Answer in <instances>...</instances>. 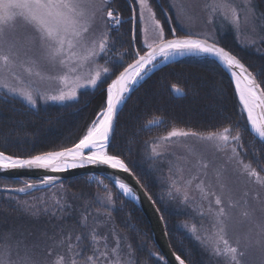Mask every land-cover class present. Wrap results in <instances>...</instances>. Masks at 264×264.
<instances>
[{
    "label": "snow or ice",
    "instance_id": "6c2138e0",
    "mask_svg": "<svg viewBox=\"0 0 264 264\" xmlns=\"http://www.w3.org/2000/svg\"><path fill=\"white\" fill-rule=\"evenodd\" d=\"M113 0H0V88L5 90V96L11 94L19 96L32 108L37 106L39 100L45 102L65 103L78 100V91L84 88L96 89L107 84L101 106L95 114L85 134L72 146H61L58 150L43 151L39 154L27 157L13 156L0 151V171L15 169H44L52 173L66 171L70 168L84 167L86 165L104 166L116 171L132 174L129 164L118 152L110 151L115 133V121L120 110V105L127 102L135 85L143 80L148 72L155 69L158 63L175 60L177 56L201 55L214 57L219 64L231 74L234 82V91L238 94L239 102L246 113V123L257 136L264 141V80H258L256 75L241 62L230 50L220 46L212 32H192L185 28L183 37L178 35L179 29L171 27L166 29L162 25L158 14L171 10L174 15L171 18L174 23L185 27V20H192L187 12V6L178 3L177 0H131V12L129 17L139 26L140 46L130 49L129 55L133 62L124 65L123 57L119 63H114L112 69L109 67L94 68L97 58L106 56L114 48L111 40V32L122 24L121 15L112 7ZM167 5V9L162 7ZM240 5L235 0H211L206 3L205 8L211 13H222L225 19L230 17L232 25L237 28L240 25L241 17L237 14ZM155 9V10H154ZM194 15V14H193ZM19 18V19H18ZM206 23H213L209 19ZM23 28V39H17V28ZM264 43V37L260 39ZM255 44L256 41H250ZM111 58L106 59V63ZM31 62L33 65L59 76H49V79H59L63 84L68 85L67 90H60L56 94H44L39 87V80L44 76L40 71L34 75L39 80L30 79V87L13 86L7 82L5 71L12 66ZM123 70H120V69ZM29 74L32 70L28 69ZM103 74V75H102ZM115 76L108 83V79ZM69 79L72 83L69 85ZM174 91L179 92L178 89ZM228 121V117H224ZM227 124L213 125V130L206 136L198 135L196 132L172 131L169 137L193 136L207 144H211L217 151H224L231 147L232 155L229 160L236 159L245 172L256 176L258 173L250 171V165L237 159L241 155L237 151L241 145V136L237 132L238 127ZM55 147V146H54ZM153 156L158 155L155 148ZM195 154V149H193ZM204 169H208L205 164ZM173 175L164 179L169 195L180 193L177 187V179ZM58 178L56 176H45L38 184L25 182L20 188H0V191L19 194H28L33 190L41 188L56 187ZM99 183L107 192L108 186ZM139 183V181H137ZM125 197L137 199L136 190L122 179H116L114 185ZM143 187V185H141ZM151 199V197H149ZM185 199L187 196L185 195ZM203 199L208 201V211L213 212V203L219 209L215 212L218 231L214 236L209 237L212 254L216 257H226L224 264H248L247 248L250 246L247 237L232 240L228 235L227 214L222 206L224 201L215 191H208L203 194ZM108 204H112L111 194L108 195ZM163 202V197H160ZM41 200V204H43ZM155 203V202H154ZM90 207L85 208L84 220L77 221L82 231L75 234L74 230H66L64 224H52L51 241L57 248H63L65 253H71L83 259L84 264H120L117 248L120 241H116L117 247L109 250L108 235L115 234L107 223V233L98 231L100 227L97 217L101 215L97 209L96 215L92 216V223H87ZM72 209L71 204H65L63 197L55 199L53 203L45 206L42 210L50 214L53 219L57 218V212L63 214ZM41 209L32 206L31 215H36ZM160 209H157L159 211ZM108 218L112 213L104 209ZM163 218V217H162ZM198 242L201 237L196 234V229H190ZM30 235H32L30 233ZM89 235L91 239H89ZM98 237L104 240V251L95 245L100 243ZM49 239L48 230L45 229L41 236L28 241L17 240V246H23L25 255L19 258L18 262L9 259V247L7 244L0 248V264H76L61 254L56 260H52L50 251L43 254L36 251L40 244L47 246ZM264 248V245H262ZM91 250V255H86ZM156 255L161 261L164 257ZM179 264H185V260L179 255L176 256ZM264 264V261L261 262Z\"/></svg>",
    "mask_w": 264,
    "mask_h": 264
},
{
    "label": "trees",
    "instance_id": "16d2710c",
    "mask_svg": "<svg viewBox=\"0 0 264 264\" xmlns=\"http://www.w3.org/2000/svg\"><path fill=\"white\" fill-rule=\"evenodd\" d=\"M253 4L260 24L258 30L264 37V0H253ZM112 7L121 15L123 22L111 32L113 50L102 56L105 67L110 70L114 63L120 62L121 57L125 66L131 63L133 60L126 53L134 48L128 3L126 0H113ZM162 7L167 9L166 4H162ZM173 15L171 10L158 14L166 29H179L171 19ZM136 26L135 47H139L140 31L139 26ZM177 34L183 35L180 29ZM219 38V45L236 55L258 80H264V43L243 47L229 31ZM109 57L111 59L106 63ZM114 77L111 76L107 82ZM106 87L107 84H103L96 89H80L77 101L50 103L35 108L18 97L0 93V151L27 157L43 151L58 150L61 146H72L85 134L99 110ZM225 116L228 121H224ZM227 123H238L234 133L238 132L241 136V155L260 173H264V144L249 131L230 76L218 62L206 56L183 57L156 69L134 89L116 121L109 150L122 155L155 201L164 219L173 251L187 264H205V259L203 262L199 248L173 223L169 210L158 199L161 187L148 168L147 143L172 130L208 134L216 130L213 125ZM99 181L108 186L107 192ZM24 182L0 177V187H15ZM56 189L58 198L62 196L65 204L72 205V209L63 214L62 221L59 212L57 218L53 219L42 210L53 203L49 200L41 204V200L48 198L44 193ZM109 194L112 197L111 207H104L100 200ZM34 201L39 202L36 207L41 210L33 216L30 214V205ZM87 206H91L90 213H86V222L89 224L97 209L105 216V208L112 213L108 222L115 230L121 251L129 264H168L165 259L161 261L156 255H150L161 253L154 244L151 227L142 212L118 193L109 181L93 175L70 178L56 184L54 188L24 197L0 192V247L11 237L16 240L34 238L41 236L45 229L51 237L52 224L61 222L67 230L72 228L75 232V229H80L77 221L84 220L82 213Z\"/></svg>",
    "mask_w": 264,
    "mask_h": 264
},
{
    "label": "rangeland",
    "instance_id": "374dc122",
    "mask_svg": "<svg viewBox=\"0 0 264 264\" xmlns=\"http://www.w3.org/2000/svg\"><path fill=\"white\" fill-rule=\"evenodd\" d=\"M177 2L185 4L187 6L186 10L188 14L190 16H193L192 20L184 21L185 27L183 28L180 26V24L176 23L182 33H184L185 28L190 29L192 32L210 31L215 36L216 40L219 41V36L223 35L224 32L229 31L234 34L236 42H238L239 45L243 47L248 45H258V42H260V39L263 37V35H261L260 31L258 30V28L260 29V24L256 17V9L255 5L253 4V0H235V3L237 5H240V7L237 8V14L241 17L240 25L238 28L235 25H232L230 17L228 19H225L222 13H211L205 8V4L211 3V0H177ZM209 19L213 20V23H206V21H208ZM136 29V23L132 21L131 36L133 47H135ZM23 34L24 29L18 27L17 39H23ZM180 36L183 37V35ZM253 40L256 41L255 44L250 43V41ZM253 47L256 48V46ZM196 56L203 57L201 55ZM169 62H166L165 64ZM93 67H105L102 56L97 58L96 65H94ZM28 69L32 70L31 75L29 74ZM36 71H40L42 73V75L44 76L43 80H39V78L34 75ZM61 74L62 73L59 72L53 74L40 66L33 65L31 62L24 63L22 66L20 64H16L12 66L10 70L5 71L4 73V75L7 77V82L13 86H22L28 88L30 87V85L27 83L28 80H39L40 90L45 95L56 94L60 90H67L68 85L63 84L59 79L48 78L49 76H59ZM110 82L111 80L109 81V83ZM71 83L72 80L69 79L68 84L70 85ZM0 93L5 94V90L0 88ZM16 97L24 102V100L19 96ZM69 102L72 101H68L65 103ZM50 103L61 104L57 102H45L44 100H39L37 106H46ZM244 115L246 118L245 112ZM172 131H169L162 137L156 138L153 141L151 140L147 143V159L149 160L148 168L155 177L154 179L157 180L161 187V192H159L158 199L160 200V197H163L162 205H164L169 210V214H171L170 217L173 219V223L177 225L191 240H193V243H195V245L199 248V252L201 254L203 262L205 259V264H224L226 257L214 256L211 251L212 245L208 241V238L214 236V234L218 231L215 212L219 209L213 203V212L210 213L208 211V201L203 199V194L208 191H215L216 194L220 195L224 201L222 206L224 207L227 214L229 237H231L232 240L247 237L250 243V246L247 248L246 257V259L248 260V264H261V262L264 261V248H262V245H264V173H260L257 169H255L249 162L244 160V157L242 155L237 157V159L242 160L245 164H249L250 171H255L256 173H258V175L252 176L249 174V172H245L244 169L237 164L236 159L229 160L228 157L232 155L231 147H233L234 145H229L228 149L224 151H217L213 145L207 144L193 136L169 137V133ZM198 135L206 136L207 134ZM153 148H155L158 155L153 156ZM193 149H195V154L193 153ZM237 151L241 153V147H238ZM205 164L208 165L207 170H205L203 167ZM173 173H175L173 178L177 179L178 181L176 186L179 187L181 191L178 194L174 193V195L170 196L168 193L167 185H165L163 181L165 178L173 175ZM88 175L99 176L96 174ZM18 180H25V182L29 183H32L34 181L26 178ZM109 182L113 185L111 181ZM24 183L15 187L23 186ZM48 189L49 188H45L28 193L26 195L19 196L24 197L29 194ZM115 190L117 189L115 188ZM117 192L120 193L118 190ZM146 192L148 193L147 190ZM58 193V189L50 190L49 192L44 193L48 196L49 199L45 198L43 201L46 203L49 202V200L53 202L54 194L55 199H59ZM185 195L187 196V199H185ZM107 198L108 196L103 197L100 200V203L104 207H111V205L108 204ZM32 203L33 204L30 205V209L32 208V206H36L37 204H39L38 201H34ZM97 221L100 225L98 231L107 233L108 228L105 227V224L107 223V225L110 226L108 222V216H105L101 213V215L97 217ZM64 228L66 229V227ZM192 228L196 229L195 235H199L201 237V242H198L195 239V236L191 233L190 229ZM68 230H72V228ZM81 231V228L75 229V234H79ZM11 238L12 239L10 240H6L0 248H3L5 244H7L9 247L10 261L18 262L19 258L24 257L25 249L23 246H17V238ZM35 238L36 237H28L27 240L31 241ZM89 239H91L90 235ZM98 239L100 240V243L95 246L99 247L101 251H104V240L100 237H98ZM18 240H22V238ZM116 241H120L117 235H108L109 250L117 247ZM46 250L51 252V256L49 258L52 260H56L59 255L63 254L70 259H74L76 261V264H84V261L81 257L75 256L71 253H65V250L63 248H57L53 246L50 237L48 239L47 246L44 243H41L40 248L36 251L40 252V254H43ZM122 253L123 251H121V248L119 246V248H117V253L114 254L113 258L115 259V256L118 255L120 264H129V262L125 259L124 253ZM91 254V250H89L86 255Z\"/></svg>",
    "mask_w": 264,
    "mask_h": 264
},
{
    "label": "water",
    "instance_id": "95a60500",
    "mask_svg": "<svg viewBox=\"0 0 264 264\" xmlns=\"http://www.w3.org/2000/svg\"><path fill=\"white\" fill-rule=\"evenodd\" d=\"M127 3L129 4L130 8H132L130 0H127ZM210 58L216 60L214 57H210ZM169 61H172V60H169ZM169 61H166V62H169ZM166 62L159 63L156 68L162 66ZM221 67H223V65H221ZM155 69L148 72L145 77H147ZM223 69L225 71H227V69H225L224 67H223ZM227 73H228V71H227ZM141 81L142 80H140L135 85L134 89L139 85V83ZM124 104L120 105V110L122 109ZM120 110H119V112H120ZM115 124H116V121H115ZM262 142L264 143V141H262ZM88 174H96V175H99L103 178H106L107 180L111 181L113 183V185H115L116 179H122L123 181L128 183L130 186H132L136 190L138 198L132 199L131 197H125V196L124 197L127 200H130L131 202H133V204H135L140 209V211L145 215V217L149 221L154 242H155L157 248L159 249L160 253L162 254V256L168 262V264H179V262L176 260V256L178 254H176L173 251V249L169 243L165 224L163 222L160 211H157L158 208H157L156 204L154 203L152 198L149 199L150 195L146 192V190L143 187H141L140 182L137 183L138 180L134 176L133 173L132 174L124 173V172L116 171V170H113V169H110V168H107L104 166H94V165H86L84 167L70 168V169H67L66 171H62V172H58V173H52V172L44 170V169H15V170H9V171H0V177L16 179V180L26 178V179L34 180L32 183H37V184L45 176H48V175L56 176L58 178V180H57V184H58V183L63 182L64 180H67L69 178L78 177V176H82V175H88ZM23 186L9 187V188H20ZM0 188H8V187H0ZM41 189H45V188H41ZM41 189H39V190H41ZM34 191H37V190H33L31 192H34ZM0 192H3V191H0ZM4 193H7V192H4ZM17 195H26V194L25 193H19ZM185 264H187V263L185 262Z\"/></svg>",
    "mask_w": 264,
    "mask_h": 264
},
{
    "label": "bare ground",
    "instance_id": "6f19581e",
    "mask_svg": "<svg viewBox=\"0 0 264 264\" xmlns=\"http://www.w3.org/2000/svg\"><path fill=\"white\" fill-rule=\"evenodd\" d=\"M196 56V55H195ZM184 57V56H183ZM183 57H180V56H177L175 59L177 60V59H180V58H183ZM185 57H188V56H185ZM159 64V63H158ZM220 65V64H219ZM227 72V71H226ZM229 73V72H228ZM229 75H230V77H231V74L229 73ZM143 81V80H142ZM244 110V109H243ZM249 129H250V132L252 133V134H254V135H256L257 136V134L254 132V131H252L251 130V128L249 127ZM258 137V136H257ZM133 173V172H132ZM135 176V175H134ZM136 177V176H135ZM6 179H10V178H6ZM12 180H16V179H12ZM138 180V179H137ZM139 181V180H138ZM141 184V183H140ZM142 185V184H141ZM8 188L10 187V186H7ZM128 201H130V200H128ZM131 202V201H130ZM133 203V202H132ZM143 214V213H142ZM144 215V214H143ZM161 216H162V214H161ZM163 219V218H162ZM163 222H164V219H163ZM164 224H165V222H164Z\"/></svg>",
    "mask_w": 264,
    "mask_h": 264
}]
</instances>
